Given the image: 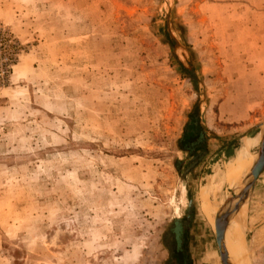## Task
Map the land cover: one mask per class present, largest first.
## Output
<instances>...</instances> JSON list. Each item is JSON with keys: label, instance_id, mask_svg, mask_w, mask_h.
<instances>
[{"label": "rangeland", "instance_id": "374dc122", "mask_svg": "<svg viewBox=\"0 0 264 264\" xmlns=\"http://www.w3.org/2000/svg\"><path fill=\"white\" fill-rule=\"evenodd\" d=\"M0 25V264H170L177 218L186 264H224L206 186L229 263L264 264V0H0Z\"/></svg>", "mask_w": 264, "mask_h": 264}, {"label": "bare ground", "instance_id": "6f19581e", "mask_svg": "<svg viewBox=\"0 0 264 264\" xmlns=\"http://www.w3.org/2000/svg\"><path fill=\"white\" fill-rule=\"evenodd\" d=\"M264 128V127H263ZM263 128H261V129H263ZM261 131V130H260ZM252 137V136H251ZM248 142H250L251 144H261V145H263V143H264V134L262 135V136H259V137H253V138H250L249 140H248ZM248 142H247V146H248ZM264 146V145H263ZM248 148V147H247ZM237 154V153H236ZM243 156H244V154H243ZM263 160H264V156H263ZM253 164H254V162H253ZM253 164L251 165V167H250V170H251V168H252V166H253ZM249 170V171H250ZM241 173L240 172H236L235 174H233V175H231L230 177H229V182L232 184V187H234L235 185H236V183H237V181H236V178H237V176H239ZM254 180V179H253ZM253 180H251L248 184H247V186H248V189H247V192H246V194H245V196H241L240 197V203H238L237 205H236V203L234 202V204L235 205H233V207L230 209V222H231V226H232V228H235L236 227V223H237V216H235L236 215V213L238 212V210H239V208H240V206L244 203H246L245 201H246V199H247V197H248V195H249V193H250V191H251V188H252V186H253ZM229 184V183H228ZM243 186V185H242ZM242 186L240 187V189H239V192H241V189H242ZM246 186V185H245ZM205 195H206V200H205V202H204V208H205V210H206V213L211 217V218H213L214 219V214H215V212L217 211V206L211 201V199L209 198V196H208V187L206 186L205 187ZM239 195V194H238ZM236 200V199H235ZM233 202V201H232ZM237 202V201H236ZM240 213H241V210L239 211ZM233 217H234V219L236 220V222H232L231 220L233 219ZM238 217H240V216H238ZM233 225H235V227H233ZM241 228V227H240ZM243 228V227H242ZM242 228H241V230H242ZM226 232H227V229H226V226H225V230H224V233H225V239H224V245H225V256H226V259H227V261H228V258L230 257V254L232 253L231 252V250L233 251V248H232V245H233V241H234V238H235V236L236 237H238L239 239H240V234H239V232H238V228H236V229H231L230 228V238H229V240H228V247H227V244H226ZM240 235V236H239ZM242 239V238H241ZM233 253L235 254V252L233 251ZM239 253V252H238ZM240 254V253H239ZM238 254V255H239ZM232 255V262H235L234 260H233V254H231ZM237 256V255H236ZM234 258H235V255H234ZM229 262V261H228ZM243 260H238V263L237 264H243Z\"/></svg>", "mask_w": 264, "mask_h": 264}, {"label": "water", "instance_id": "95a60500", "mask_svg": "<svg viewBox=\"0 0 264 264\" xmlns=\"http://www.w3.org/2000/svg\"><path fill=\"white\" fill-rule=\"evenodd\" d=\"M263 155H264V146L262 145L260 152H259V157L257 161L254 162V165L251 168V171L248 172L249 174L248 173L240 174L239 176H237L236 181L237 180H243V181L247 180V174H248V177H251L253 179L257 178L264 171V160H262ZM229 185H232V184L229 182ZM247 189H248V186L246 185L245 188L243 189L241 196H245ZM227 197L228 196L226 195V192L224 191V193H222V197L220 200L221 204H223L226 201ZM227 215H228V212H226L224 207H222L221 209H219V211L214 216V221H213L214 229L216 233V240L218 243V248H219L221 258L224 264H230L227 261L226 256H225V245H224V239H225L224 228H225V221H226Z\"/></svg>", "mask_w": 264, "mask_h": 264}, {"label": "trees", "instance_id": "16d2710c", "mask_svg": "<svg viewBox=\"0 0 264 264\" xmlns=\"http://www.w3.org/2000/svg\"><path fill=\"white\" fill-rule=\"evenodd\" d=\"M192 137L190 135H184L183 140V148L190 153V158H196L198 154H194L196 149H200V144L195 140H191ZM200 153V152H198ZM174 227H170L168 229L167 235H172L174 237L173 240V248L172 250V258L170 264H186V252L184 249V243L186 239V234L188 228L186 227L185 220L182 218H177L173 221Z\"/></svg>", "mask_w": 264, "mask_h": 264}, {"label": "built area", "instance_id": "2783aa9c", "mask_svg": "<svg viewBox=\"0 0 264 264\" xmlns=\"http://www.w3.org/2000/svg\"><path fill=\"white\" fill-rule=\"evenodd\" d=\"M22 51L14 35L0 25V85L5 83Z\"/></svg>", "mask_w": 264, "mask_h": 264}, {"label": "crops", "instance_id": "0c3cea01", "mask_svg": "<svg viewBox=\"0 0 264 264\" xmlns=\"http://www.w3.org/2000/svg\"><path fill=\"white\" fill-rule=\"evenodd\" d=\"M228 183H229V181H228L227 184L225 185L224 190L230 189V188L232 187V185H229ZM222 192H223V191H222Z\"/></svg>", "mask_w": 264, "mask_h": 264}]
</instances>
